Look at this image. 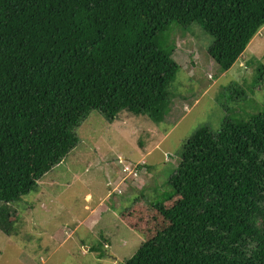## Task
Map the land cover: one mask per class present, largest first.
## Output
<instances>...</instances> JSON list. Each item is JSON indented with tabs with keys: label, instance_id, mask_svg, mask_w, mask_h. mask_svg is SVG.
<instances>
[{
	"label": "trees",
	"instance_id": "16d2710c",
	"mask_svg": "<svg viewBox=\"0 0 264 264\" xmlns=\"http://www.w3.org/2000/svg\"><path fill=\"white\" fill-rule=\"evenodd\" d=\"M133 1L0 0L4 234L17 214L10 204L37 192L93 110L162 121L156 104L173 97L177 66L160 36L172 25L213 36L209 54L223 72L264 27V0ZM167 184L172 203L155 205L154 217L168 224L123 264H264V112L199 129Z\"/></svg>",
	"mask_w": 264,
	"mask_h": 264
},
{
	"label": "rangeland",
	"instance_id": "374dc122",
	"mask_svg": "<svg viewBox=\"0 0 264 264\" xmlns=\"http://www.w3.org/2000/svg\"><path fill=\"white\" fill-rule=\"evenodd\" d=\"M160 40L177 66L173 97L156 104L162 121L121 111L106 120L93 110L76 129L78 145L37 192L10 204L17 214L11 234L0 231V264H123L168 224L154 206L172 203L167 182L183 143L201 128L218 132L226 119L264 112V84L255 85L264 27L226 72L209 54L213 36L198 24L172 25ZM128 165L135 175L124 173Z\"/></svg>",
	"mask_w": 264,
	"mask_h": 264
},
{
	"label": "built area",
	"instance_id": "2783aa9c",
	"mask_svg": "<svg viewBox=\"0 0 264 264\" xmlns=\"http://www.w3.org/2000/svg\"><path fill=\"white\" fill-rule=\"evenodd\" d=\"M127 172H130V175H131V174L135 175V170H134V169H129L128 166L124 168V173H127ZM130 175H129V176H130Z\"/></svg>",
	"mask_w": 264,
	"mask_h": 264
},
{
	"label": "clouds",
	"instance_id": "9594fccd",
	"mask_svg": "<svg viewBox=\"0 0 264 264\" xmlns=\"http://www.w3.org/2000/svg\"><path fill=\"white\" fill-rule=\"evenodd\" d=\"M125 167V166H124Z\"/></svg>",
	"mask_w": 264,
	"mask_h": 264
}]
</instances>
